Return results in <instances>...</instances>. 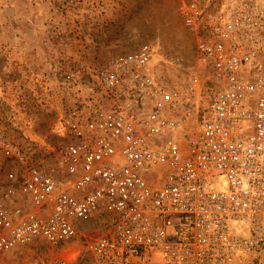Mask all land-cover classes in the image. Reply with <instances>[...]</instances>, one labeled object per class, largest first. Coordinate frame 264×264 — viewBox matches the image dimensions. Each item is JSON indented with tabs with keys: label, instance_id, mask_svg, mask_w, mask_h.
Here are the masks:
<instances>
[{
	"label": "built area",
	"instance_id": "obj_1",
	"mask_svg": "<svg viewBox=\"0 0 264 264\" xmlns=\"http://www.w3.org/2000/svg\"><path fill=\"white\" fill-rule=\"evenodd\" d=\"M181 11L197 61L147 42L59 72L54 161L0 132V264H264V0Z\"/></svg>",
	"mask_w": 264,
	"mask_h": 264
},
{
	"label": "rangeland",
	"instance_id": "obj_2",
	"mask_svg": "<svg viewBox=\"0 0 264 264\" xmlns=\"http://www.w3.org/2000/svg\"><path fill=\"white\" fill-rule=\"evenodd\" d=\"M184 1L0 0V132L32 161L52 162L64 143L55 129L70 101L59 72L88 81L95 68L147 42L167 56L197 61ZM4 170L0 162V175ZM51 255L42 247L17 262Z\"/></svg>",
	"mask_w": 264,
	"mask_h": 264
},
{
	"label": "bare ground",
	"instance_id": "obj_3",
	"mask_svg": "<svg viewBox=\"0 0 264 264\" xmlns=\"http://www.w3.org/2000/svg\"><path fill=\"white\" fill-rule=\"evenodd\" d=\"M75 250V251H74ZM69 251H70V253L68 252V250H63L61 253L64 255L65 254V256H68V257H70V258H73L74 257V255L76 254V251H77V249L75 248V247H72L71 249H69Z\"/></svg>",
	"mask_w": 264,
	"mask_h": 264
}]
</instances>
